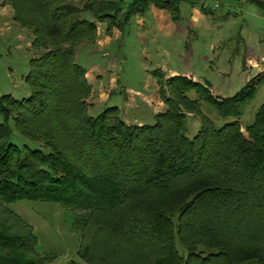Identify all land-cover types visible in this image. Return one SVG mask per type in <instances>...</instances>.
<instances>
[{"label":"trees","instance_id":"16d2710c","mask_svg":"<svg viewBox=\"0 0 264 264\" xmlns=\"http://www.w3.org/2000/svg\"><path fill=\"white\" fill-rule=\"evenodd\" d=\"M180 1L203 0H1L42 51L29 60L30 93L0 94V264L51 260L10 208L21 199L73 213L82 262L67 264H264V102L250 124L239 121L264 72L221 96L156 69L163 107L153 124L125 121L116 106L90 114L93 89L75 47L96 39L99 23L121 29L151 6L177 20ZM248 1L264 11V0ZM83 11L92 19L79 18ZM202 103L224 122L214 124ZM188 114L200 120L192 137L184 134ZM10 119L46 151L12 143Z\"/></svg>","mask_w":264,"mask_h":264},{"label":"rangeland","instance_id":"374dc122","mask_svg":"<svg viewBox=\"0 0 264 264\" xmlns=\"http://www.w3.org/2000/svg\"><path fill=\"white\" fill-rule=\"evenodd\" d=\"M70 1L81 6L86 0ZM179 7L177 20L153 6L143 15H132L121 29L113 28L115 33L103 45L100 38L105 39L113 29L107 32L105 23L98 22L96 39L75 47V60L86 70L96 100L90 114L116 106L125 121L153 124L152 105L163 107L152 74L156 69L166 76L183 74L206 82L221 96L234 94L248 77L264 72V11L259 7L248 0L180 1ZM78 17L92 19L87 11ZM31 40L27 28L0 14V94L20 99L30 93L24 80L29 60L42 51L34 50ZM151 93L156 97L150 105L145 97ZM262 102L264 78L253 97L241 106L239 121L243 126L253 121ZM202 107L214 124L224 122L212 106L202 103ZM199 126V117L188 114L184 134L192 137ZM9 130L10 141L16 146L46 151L42 142L20 134L12 119ZM10 208L33 227L36 251L51 259L45 264L82 262L77 254L80 232L71 211L35 199L17 200ZM177 247L184 254L179 242Z\"/></svg>","mask_w":264,"mask_h":264},{"label":"crops","instance_id":"0c3cea01","mask_svg":"<svg viewBox=\"0 0 264 264\" xmlns=\"http://www.w3.org/2000/svg\"><path fill=\"white\" fill-rule=\"evenodd\" d=\"M0 2H1V1H0ZM0 7H1V9H0V14H1L2 16L12 17V19H13V12H12L10 6H8V5H4V6H2V5L0 4ZM10 12H11V13H10ZM138 16H140V15H138ZM114 33H115V29H113L112 32H111V34H109V36H106L105 39H101V38H100V40H101V42H102V45H103V43H104V44H105V43H108V42H109V38H110ZM155 97H156V93H155V94H154V93H151L150 96L145 97V98H146V99H145L146 103H147V104H150L149 102H151L152 99L154 100ZM91 101L94 103V107H95L96 100L93 99V93H92ZM154 104H156V102H154ZM150 105H151V104H150ZM152 106H153V108H154V113L156 112V109H157V108H162L161 105H152Z\"/></svg>","mask_w":264,"mask_h":264}]
</instances>
